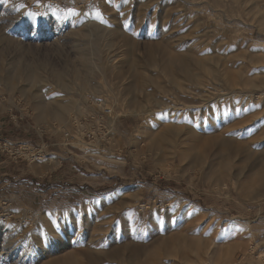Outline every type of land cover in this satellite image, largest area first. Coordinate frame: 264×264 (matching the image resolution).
Listing matches in <instances>:
<instances>
[{"label": "rangeland", "instance_id": "obj_1", "mask_svg": "<svg viewBox=\"0 0 264 264\" xmlns=\"http://www.w3.org/2000/svg\"><path fill=\"white\" fill-rule=\"evenodd\" d=\"M4 140L0 264H264V0H0Z\"/></svg>", "mask_w": 264, "mask_h": 264}, {"label": "bare ground", "instance_id": "obj_2", "mask_svg": "<svg viewBox=\"0 0 264 264\" xmlns=\"http://www.w3.org/2000/svg\"><path fill=\"white\" fill-rule=\"evenodd\" d=\"M124 6V5H123ZM6 9V8H5ZM4 9V10H5ZM9 9V8H8ZM6 12V11H5ZM2 15V14H1ZM112 15V14H111ZM5 16V15H4ZM11 17V16H10ZM4 18V17H3ZM9 18V17H8ZM14 18V17H13ZM93 19V18H92ZM16 20H17V17H16ZM97 23V22H96ZM95 29V28H94ZM98 29V28H97ZM104 32V31H103ZM103 32H101V33H103ZM105 32H106V30H105ZM113 34V33H112ZM36 36V35H35ZM83 36H85V35H83ZM36 39V38H35ZM172 49V48H171ZM156 50V49H155ZM83 51V50H82ZM84 51H86V50H84ZM153 52V51H152ZM150 53V52H149ZM164 54V56H165V58H166V60H165V64H164V67H162V72L163 73H165L166 75H170L171 74V72H170V68L172 67V66H178V68H179V70L182 72V73H184L185 75H186V77H188V78H190V77H193V76H191V70H190V68H189V57H188V55L185 53V52H182V51H171L170 53H168V52H164L163 53ZM86 55V54H85ZM82 56V55H81ZM147 56V55H146ZM163 56V55H162ZM78 57V56H77ZM192 57V56H191ZM193 59H195V58H193ZM153 60V58H152V56H151V61ZM195 61H196V59H195ZM194 61V62H195ZM192 62V61H191ZM198 62H200V61H198ZM82 63H84V61L82 62ZM192 64V63H191ZM200 64V63H199ZM79 66H80V64H79ZM198 66V65H197ZM200 67V66H199ZM203 67V66H202ZM204 68V67H203ZM202 68V69H203ZM171 69H173V67L171 68ZM174 72V74H175V71H173ZM173 74V73H172ZM65 76V75H64ZM60 77V76H59ZM173 77V76H172ZM176 77V76H175ZM63 79H64V77H63ZM170 79V78H169ZM175 79H177V78H175ZM174 79V80H175ZM58 80V79H57ZM173 80V79H172ZM177 81V80H176ZM173 82V81H172ZM171 82V83H172ZM59 83V82H58ZM62 83V82H61ZM174 83V82H173ZM198 83V82H197ZM85 85H87V82H85ZM177 85V84H176ZM52 87V86H51ZM131 89V88H130ZM62 90V89H61ZM55 94V96H58V95H60V93L59 92H55L54 93ZM60 98V97H59ZM39 101V100H38ZM53 101V100H52ZM134 102V101H133ZM136 102V101H135ZM190 102V101H189ZM40 104H42V102L40 103ZM44 105V104H43ZM139 105V104H138ZM137 105V106H138ZM209 105V104H208ZM134 106V105H133ZM70 108V106L68 107L67 105H66V102H65V104H59L58 105V107H57V109L55 110V112L54 113H51V114H53V115H56L57 116V118H63V116H64V113H66L67 111H69L68 109ZM39 110L40 111H42V112H44V111H47V109L46 110H44V108H43V106L42 105H40L39 106ZM110 110V109H109ZM112 112V111H111ZM135 113V112H134ZM44 114V113H43ZM45 115V114H44ZM134 115V114H133ZM138 115V114H137ZM47 116V115H46ZM48 116H51V115H48ZM47 116V117H48ZM45 117V116H44ZM115 119L113 118L112 119V121L109 123V125L111 126V127H113V124L115 123V121H114ZM191 135H193L192 133L191 134H189V136H191ZM194 136V135H193ZM196 138V137H195ZM220 142H221V140H219ZM229 141V140H228ZM228 141H226V142H224V146L225 147H228V145H229V142ZM218 142V141H217ZM212 147V146H211ZM210 147V148H211ZM223 148V147H222ZM229 149V148H228ZM227 150V149H226ZM179 158L180 157H183V154L181 153V155H177ZM186 157V156H185ZM199 161V160H198ZM197 163V162H196ZM262 168V167H261ZM263 169V168H262ZM261 171V170H260ZM264 171V170H263ZM215 172V171H214ZM261 173V172H260ZM214 174V173H213ZM263 176H264V174H263ZM258 177H259V175H258ZM258 177H257V180H258ZM263 179V178H262ZM260 182V181H259ZM263 182V181H262ZM109 255V254H108ZM112 257V256H111ZM21 258V257H20ZM95 258V257H94ZM93 258V259H94ZM115 258V257H114ZM69 259V258H68ZM116 260V259H115ZM66 262V261H65ZM65 262H63V263H65ZM71 262V261H70ZM70 262H69V264H70ZM133 262V261H132ZM73 263V262H72ZM71 263V264H72ZM91 263V262H90ZM66 264V263H65ZM68 264V263H67Z\"/></svg>", "mask_w": 264, "mask_h": 264}, {"label": "built area", "instance_id": "obj_3", "mask_svg": "<svg viewBox=\"0 0 264 264\" xmlns=\"http://www.w3.org/2000/svg\"><path fill=\"white\" fill-rule=\"evenodd\" d=\"M107 111L108 112H105L104 115L100 116L97 119V122L100 123V121L111 119L110 121L108 120V122H107L109 125V123L112 121V117H111L110 110H107ZM84 138H93V137L91 136L90 133H88L84 136ZM0 144H2V146L5 148H9V146L11 145V142L9 140H4L3 143L0 142ZM66 145H67V147H70L72 149H75L77 147L76 146L77 144H74L72 139H66ZM19 149H21L20 151H22V154L25 156V158L30 163H34L37 161L47 163L50 160H54V157H57L55 160H58V163H60V164H62L63 161L69 160V159H64L62 157L59 159V156H57V154L55 152H50L49 148L46 145H39V144L32 145L28 142H23L22 144H20ZM70 159H74V158L71 157Z\"/></svg>", "mask_w": 264, "mask_h": 264}, {"label": "crops", "instance_id": "obj_4", "mask_svg": "<svg viewBox=\"0 0 264 264\" xmlns=\"http://www.w3.org/2000/svg\"><path fill=\"white\" fill-rule=\"evenodd\" d=\"M19 181H21V183H19L20 187L25 186V188H33V187L37 188V186H38L37 182L35 184V182L32 179L28 178V177L22 178L21 180L19 179ZM19 181L17 180V182H19ZM29 183H30V185H29ZM54 188H63V187H59V186L56 187L55 186Z\"/></svg>", "mask_w": 264, "mask_h": 264}, {"label": "trees", "instance_id": "obj_5", "mask_svg": "<svg viewBox=\"0 0 264 264\" xmlns=\"http://www.w3.org/2000/svg\"><path fill=\"white\" fill-rule=\"evenodd\" d=\"M85 189H87V188H85Z\"/></svg>", "mask_w": 264, "mask_h": 264}]
</instances>
